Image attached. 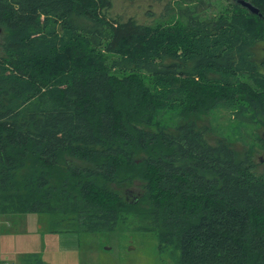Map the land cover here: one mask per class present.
Masks as SVG:
<instances>
[{"label": "trees", "instance_id": "trees-1", "mask_svg": "<svg viewBox=\"0 0 264 264\" xmlns=\"http://www.w3.org/2000/svg\"><path fill=\"white\" fill-rule=\"evenodd\" d=\"M116 1L0 0V212L87 232L132 215L174 264H264V133L243 136L264 128V0L153 21ZM217 110L243 149L190 118Z\"/></svg>", "mask_w": 264, "mask_h": 264}, {"label": "rangeland", "instance_id": "rangeland-1", "mask_svg": "<svg viewBox=\"0 0 264 264\" xmlns=\"http://www.w3.org/2000/svg\"><path fill=\"white\" fill-rule=\"evenodd\" d=\"M169 1L117 0L116 4L124 13L134 14L143 21H153L163 19L161 17ZM212 1L217 4L213 11L216 13L227 4L226 0ZM190 118L208 126L213 137L228 136L237 149L244 148L236 118L230 112L217 110ZM165 120L174 123L176 118L168 112ZM247 127L243 136L264 133V128ZM255 159H261L264 166V149L261 146H257ZM130 189L131 197L140 192L137 184ZM6 260L11 264H174L171 253L160 252L154 234L139 230L138 222L132 215L124 216L114 229L87 232L54 229L47 213L0 212V262Z\"/></svg>", "mask_w": 264, "mask_h": 264}, {"label": "water", "instance_id": "water-1", "mask_svg": "<svg viewBox=\"0 0 264 264\" xmlns=\"http://www.w3.org/2000/svg\"><path fill=\"white\" fill-rule=\"evenodd\" d=\"M238 3L249 9L250 12L252 13H259L260 9L253 4L250 0H236Z\"/></svg>", "mask_w": 264, "mask_h": 264}, {"label": "crops", "instance_id": "crops-1", "mask_svg": "<svg viewBox=\"0 0 264 264\" xmlns=\"http://www.w3.org/2000/svg\"><path fill=\"white\" fill-rule=\"evenodd\" d=\"M4 262H9V261L6 260V261H4ZM4 262H3V263H4ZM0 263L3 264L2 262H0ZM9 264H11V262H9ZM23 264H24V263H23ZM30 264H32V263H30Z\"/></svg>", "mask_w": 264, "mask_h": 264}, {"label": "built area", "instance_id": "built-area-1", "mask_svg": "<svg viewBox=\"0 0 264 264\" xmlns=\"http://www.w3.org/2000/svg\"><path fill=\"white\" fill-rule=\"evenodd\" d=\"M1 264V263H0ZM3 264H9V262H4Z\"/></svg>", "mask_w": 264, "mask_h": 264}]
</instances>
